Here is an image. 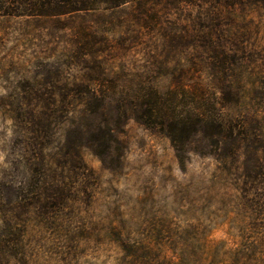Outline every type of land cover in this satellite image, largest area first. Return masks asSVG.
<instances>
[{"label":"rangeland","instance_id":"obj_1","mask_svg":"<svg viewBox=\"0 0 264 264\" xmlns=\"http://www.w3.org/2000/svg\"><path fill=\"white\" fill-rule=\"evenodd\" d=\"M0 264H264V0L1 16Z\"/></svg>","mask_w":264,"mask_h":264},{"label":"trees","instance_id":"obj_2","mask_svg":"<svg viewBox=\"0 0 264 264\" xmlns=\"http://www.w3.org/2000/svg\"><path fill=\"white\" fill-rule=\"evenodd\" d=\"M146 0H0V17L1 16H34V17H63L75 13L91 12L96 10L115 9L131 3L141 4ZM154 101H149V109L147 116L157 122L165 120L169 116L164 113L161 107ZM193 114L196 118L203 116V113H190L188 116L180 114V116H170L168 134L178 147L177 141L189 136L192 130L197 128L196 122L189 121ZM150 124V123H149Z\"/></svg>","mask_w":264,"mask_h":264}]
</instances>
